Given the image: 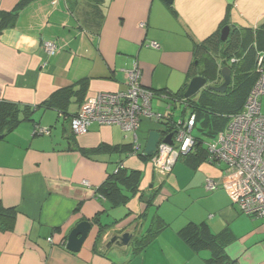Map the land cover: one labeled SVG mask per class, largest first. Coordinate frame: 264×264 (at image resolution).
Here are the masks:
<instances>
[{
    "label": "crops",
    "instance_id": "obj_1",
    "mask_svg": "<svg viewBox=\"0 0 264 264\" xmlns=\"http://www.w3.org/2000/svg\"><path fill=\"white\" fill-rule=\"evenodd\" d=\"M20 1L0 0V12H12ZM225 20L231 28H258L264 0H35L19 11L15 26L0 34V101L30 107L33 121L0 141V204L17 210L12 230H0V264H208L212 252L195 251L181 235L190 224H206L214 234L228 231L231 262L264 264V221L244 216L225 190L205 189L209 179L224 178V166L203 162L193 168L181 158L161 177L151 161L129 154L133 138L120 127L94 123L84 136L70 128V117L86 100L126 89L124 71L134 61L143 87L186 93L191 80L202 76L197 46ZM47 41L56 44L54 55L44 50ZM151 42L159 48L148 47ZM210 54L221 70L232 69L229 59ZM83 80L84 92L72 98L69 116L38 107L61 89L81 90ZM162 105L154 101V109L173 120L189 116L180 105L169 112ZM36 126L48 133L36 135ZM199 127L196 138L204 136ZM157 130L144 121L141 141ZM103 145L120 150L90 153ZM120 166L136 174L137 189L121 185L126 200L119 203L101 189ZM154 220L167 227L135 251ZM83 221L93 222V230L73 253L68 236ZM126 233L132 241L118 245Z\"/></svg>",
    "mask_w": 264,
    "mask_h": 264
},
{
    "label": "built area",
    "instance_id": "obj_2",
    "mask_svg": "<svg viewBox=\"0 0 264 264\" xmlns=\"http://www.w3.org/2000/svg\"><path fill=\"white\" fill-rule=\"evenodd\" d=\"M148 47L159 48L155 42H151ZM43 48L49 55H54L57 51L56 44L51 41L44 42ZM230 62L234 64L235 59ZM255 69L258 79L244 109L231 116L227 127L205 145L209 163L225 167L224 178L221 181L209 179L205 189L209 192L225 190L244 216L264 221V112L261 101L264 98V54L258 55ZM124 72L126 89L117 93H99L86 100L78 113L70 118L71 131L75 136H84L94 123L118 126L124 133L132 136L131 155L138 157L145 155L147 144L139 137L143 122L154 123L161 133L167 127L165 123L172 120L173 132L166 135L161 133V142L151 158L154 172L166 177L172 173L181 158L196 151L198 141L193 135L196 115L188 108L186 98H177L170 92H155L143 87L142 70L137 61ZM155 100L164 103L168 112L180 105L184 110L190 111L189 116L173 120L170 115L154 109ZM36 131L38 134L48 133L40 127ZM170 134H174V145L163 141ZM84 184L88 185L87 182Z\"/></svg>",
    "mask_w": 264,
    "mask_h": 264
},
{
    "label": "trees",
    "instance_id": "obj_3",
    "mask_svg": "<svg viewBox=\"0 0 264 264\" xmlns=\"http://www.w3.org/2000/svg\"><path fill=\"white\" fill-rule=\"evenodd\" d=\"M33 1L35 0H21L12 12H0V34L4 29L14 27L19 11ZM99 1L101 2L102 0ZM227 21L225 20L216 34L197 46L196 50L203 54V59H201L203 64L201 75L207 78L212 85L221 84L223 78L218 59L211 55L210 52L229 59V61L235 59V63L232 64L233 77L231 86L225 94H216L204 89L196 98L187 99L188 108H190L192 114L196 115V127L199 125L200 131L212 139L227 127L231 116L239 114L244 109L248 96L258 79L255 69L257 57L259 54H264V23L256 29L231 28L230 36L224 43L221 41V32L226 26H229ZM86 83V80L79 82L77 86L79 85L81 90L77 91L74 87L61 89L38 107L53 109L58 111L62 116H69L68 108L72 98L84 92L83 88L86 86ZM173 95L177 98H185L184 91L181 94ZM32 116L33 109L30 107L0 101V136L5 138L20 124L33 121ZM165 125L167 127L161 133L166 135L173 132L172 120L167 124L165 123ZM37 127L39 126H36L35 131ZM35 134L37 135L38 132L36 131ZM196 139L198 141L196 151L183 157L188 159L189 164L193 168H197L203 162L209 163V153L205 146L206 144L201 137ZM118 150H120L118 147L114 148L103 145L90 153H106ZM131 153L132 146L129 149V154L131 155ZM138 157L145 161H151V158L145 155ZM136 180V174L128 175L125 169L122 168L107 179L101 190L105 197L114 199L116 202L120 200L119 203L121 201L124 202L126 197L122 195L120 186L125 185L128 188L130 185L133 191H136ZM16 214L17 210L15 208H3L0 204L1 231L12 230ZM142 217L144 218L145 215ZM166 227L167 225L164 222L154 220L148 232L135 242V251H143L152 242L153 238ZM227 232L214 234L206 224L199 226L190 224L181 231V235L185 242L195 251L208 249L212 252V257L207 261L208 264H236L231 262L226 254V247L231 242L228 239Z\"/></svg>",
    "mask_w": 264,
    "mask_h": 264
},
{
    "label": "water",
    "instance_id": "obj_4",
    "mask_svg": "<svg viewBox=\"0 0 264 264\" xmlns=\"http://www.w3.org/2000/svg\"><path fill=\"white\" fill-rule=\"evenodd\" d=\"M167 3L172 4L173 0H165ZM231 27L226 26L221 32V41L226 42L230 36ZM223 82L220 85H211L207 78L203 76L195 77L191 80L187 91L185 93L186 99H192L199 95L204 89H207L216 94H225L232 83V69L228 66L221 70ZM174 134H170L163 141L174 145ZM3 140V136H0V141ZM161 142V133L158 131L151 132L145 148V156L152 158L157 150L159 143ZM94 223L90 221H83L78 224L69 234L67 241V249L73 253H79L85 244L90 232L93 230ZM133 236L129 233L124 234L116 239L118 245L128 246L132 241Z\"/></svg>",
    "mask_w": 264,
    "mask_h": 264
},
{
    "label": "rangeland",
    "instance_id": "obj_5",
    "mask_svg": "<svg viewBox=\"0 0 264 264\" xmlns=\"http://www.w3.org/2000/svg\"><path fill=\"white\" fill-rule=\"evenodd\" d=\"M223 82V81H222ZM197 96H195L194 98H196ZM262 104H263V112H264V98H262ZM163 106V110L164 111H166V106L165 105H162ZM193 135L194 136H197L198 135V132H197V130H194V132H193ZM202 139H203V141H204V143L205 144H207V143H210L211 141H213V139L210 137V136H208V135H204V136H202Z\"/></svg>",
    "mask_w": 264,
    "mask_h": 264
},
{
    "label": "clouds",
    "instance_id": "obj_6",
    "mask_svg": "<svg viewBox=\"0 0 264 264\" xmlns=\"http://www.w3.org/2000/svg\"><path fill=\"white\" fill-rule=\"evenodd\" d=\"M220 85V84H219ZM214 86H217V85H214Z\"/></svg>",
    "mask_w": 264,
    "mask_h": 264
}]
</instances>
